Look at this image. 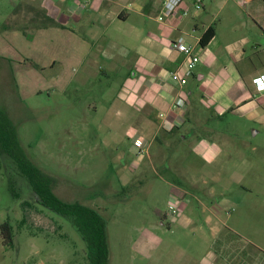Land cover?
<instances>
[{
    "label": "crops",
    "instance_id": "1",
    "mask_svg": "<svg viewBox=\"0 0 264 264\" xmlns=\"http://www.w3.org/2000/svg\"><path fill=\"white\" fill-rule=\"evenodd\" d=\"M162 2L16 0L15 17L28 19L21 29L54 37L47 45L52 57L43 64L33 59L35 63L45 70L61 59L70 67V83L87 82L98 75L110 78L116 87L108 86L112 93L98 107L99 113L109 114L113 127L140 131L135 138L143 141L148 153L154 139L174 148L178 182L171 186L180 213L166 220L167 228L175 233L169 239L151 232L139 239L144 248L155 250L149 264H253L256 246L236 245L222 235L226 225L212 205L202 204L208 214L197 221L190 201L197 199L199 190L208 195L230 188L256 191L252 179L263 177L264 140L253 142L241 135L253 137L264 129V92L255 84V78L264 74V0H210L206 4L202 0V7L191 15H164ZM193 2L182 0L186 6ZM43 12L62 26L35 27L36 15ZM30 24L33 29L27 30ZM209 27L214 33L200 46L199 38ZM178 36L198 56L183 85L169 78L183 59L171 44ZM177 97H182L183 105H174ZM227 116L237 118L241 126L224 127L213 121ZM228 128L242 138L229 137ZM143 159L124 162L122 175L132 177L134 164L141 175ZM159 245L162 250L156 252ZM136 248V254H142ZM140 257L145 258L144 254Z\"/></svg>",
    "mask_w": 264,
    "mask_h": 264
},
{
    "label": "rangeland",
    "instance_id": "2",
    "mask_svg": "<svg viewBox=\"0 0 264 264\" xmlns=\"http://www.w3.org/2000/svg\"><path fill=\"white\" fill-rule=\"evenodd\" d=\"M208 1L204 0L205 4ZM15 2L0 0V108L15 124L31 161L55 179V194L64 201L96 208L105 218L109 264H149L153 249L144 248L145 243L139 239L150 232L169 239L175 233L167 228L166 220L172 221L180 213L171 186L178 182L174 148L165 141L155 143L154 139L149 153H139L133 142L142 133L113 127L109 114L99 113L98 107L112 93L108 86L116 87L110 78L98 75L87 82L70 83V67L61 59L45 70L26 61L25 58L41 64L48 61L52 53L47 45L54 37L35 31L24 35L17 26L28 19L15 17ZM181 7L176 10L179 15H184L185 9L189 15L197 10L193 4L182 3ZM32 29L30 24L27 30ZM38 54L42 57L35 59ZM35 89L41 91L37 93ZM213 121L230 128L240 125L234 116ZM228 131L229 137L264 140V129L253 137ZM118 136L120 139L115 138ZM261 155L264 166V152ZM142 157L141 175L133 167L135 164L130 168L132 177L122 175L124 162L132 164ZM9 164L7 158L1 157L0 223L8 220L14 236L12 246H4L0 236V264H88L84 241L70 221L40 205L27 183L16 174L12 177L18 197L13 196L6 177V171H12ZM252 182L256 191L230 188L223 194L217 191L208 195L199 190L197 199L190 202L195 206L197 221H203L208 214V210L202 211V204L214 206L226 225L222 235L231 237L236 245H255L258 256L253 264H264V168L263 177ZM22 218L24 221L18 225ZM151 225L159 227V231ZM136 247L141 248L145 258L136 254Z\"/></svg>",
    "mask_w": 264,
    "mask_h": 264
},
{
    "label": "trees",
    "instance_id": "3",
    "mask_svg": "<svg viewBox=\"0 0 264 264\" xmlns=\"http://www.w3.org/2000/svg\"><path fill=\"white\" fill-rule=\"evenodd\" d=\"M36 16L38 21L35 27L62 26L44 12L40 17L38 14ZM32 21L35 19L30 20V22ZM17 27L21 29L20 26ZM21 30L24 35L30 36L25 29ZM213 33V28H207L199 38V45L205 46ZM25 60L34 68L43 69L31 59L25 58ZM1 157L7 158L11 164L12 171L7 170L6 177L15 198L18 197V193L12 176L16 174L27 183L40 205L70 221L84 241L85 257L88 264H109L110 246L105 218L96 208L78 201H64L55 194L53 190L55 179L31 161L19 141L15 124L8 113L0 108V163ZM23 221V218L19 220L18 225ZM0 236L4 246H12L14 231L8 220L0 223Z\"/></svg>",
    "mask_w": 264,
    "mask_h": 264
},
{
    "label": "built area",
    "instance_id": "4",
    "mask_svg": "<svg viewBox=\"0 0 264 264\" xmlns=\"http://www.w3.org/2000/svg\"><path fill=\"white\" fill-rule=\"evenodd\" d=\"M162 11L164 15H172L177 13V9H182V0H163ZM193 6L199 10L202 7V0H194ZM184 15L187 14V9L182 10ZM172 47L183 54L182 61L178 64L177 68L169 73V78L177 83L183 85L186 83L188 76L192 73V70L198 61V56L194 53L193 47L183 36H178L171 41ZM255 84L258 90L264 92V74L255 78ZM184 101L182 97H177L174 101V105H183ZM134 145L138 149L139 153L146 151V145L140 138L134 139Z\"/></svg>",
    "mask_w": 264,
    "mask_h": 264
}]
</instances>
